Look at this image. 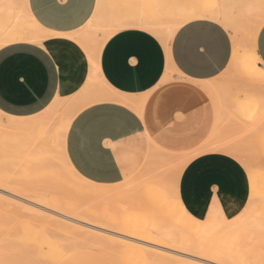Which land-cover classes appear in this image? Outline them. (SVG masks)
Listing matches in <instances>:
<instances>
[{
  "label": "crops",
  "instance_id": "obj_1",
  "mask_svg": "<svg viewBox=\"0 0 264 264\" xmlns=\"http://www.w3.org/2000/svg\"><path fill=\"white\" fill-rule=\"evenodd\" d=\"M96 5L97 0H26L34 21L52 34L47 31L45 46L19 40L0 47V112L20 118L38 114L58 95L74 96L90 72L114 91L142 100L138 112L118 101L92 102L77 112L67 129L65 152L74 169L92 182L109 185L123 182L146 151L155 154L156 145L184 153L203 145L205 127L188 134L192 119L210 106V94L201 83L216 82L225 73L233 41L219 20L200 15L206 6L190 7L186 0L153 4L166 16L165 24L172 19L180 23L164 41L136 25L140 19L136 3L134 19L115 30L90 60V51L79 39ZM232 5L239 7L237 0ZM255 50L258 64L264 66V22ZM217 153L229 158L216 162V191L219 172L225 178L240 175L245 181L236 156ZM177 193L187 206L191 204L186 188L179 187ZM215 193L219 192L212 196Z\"/></svg>",
  "mask_w": 264,
  "mask_h": 264
},
{
  "label": "rangeland",
  "instance_id": "obj_2",
  "mask_svg": "<svg viewBox=\"0 0 264 264\" xmlns=\"http://www.w3.org/2000/svg\"><path fill=\"white\" fill-rule=\"evenodd\" d=\"M157 1L167 2L169 0H105L104 10L105 14L119 16L126 12H132L136 3L145 6V10L148 11L151 5ZM186 4L190 7L206 6L212 8L214 7V0H186ZM240 29H242L240 33L242 39L237 58L218 80L225 89L226 100L232 102V105L230 102L232 107L230 111L233 113L232 117L235 118L233 120L230 117L227 124L224 121L225 125L222 122V128L228 129L225 132L222 131L221 123L216 124L214 98L209 95V108L192 119L194 121L192 126L194 127L188 131V134L195 132L197 128L205 127L202 144L211 139V136L210 142L213 143L204 145L205 151L201 153L198 159L190 161L184 167V171L180 174L181 179L178 178L176 183L173 180H175L179 168L175 166L172 168V163H177V165L179 163L178 166H180L183 158L188 154L170 152L157 145L153 148L155 154L151 155L146 151L123 182L109 185L92 182L80 175L66 158L67 155L64 154L65 135L60 133L43 139L34 147L18 145L12 142L13 139H9L10 141L6 139L7 141L3 145L0 144V174L4 176V180L9 186L36 191L31 195L34 196L37 193L46 200L55 199L57 202L56 211H70V214L73 212V215L80 218L86 217L88 222L108 223L109 225L106 226H110L112 223H120V221L147 225L153 219V221L160 223L163 229L170 231L174 230L171 228L178 231L180 227L185 226L179 232L182 233L185 229L183 233L190 237H195L196 232L193 227L195 225L192 220H186L187 217H184V220L180 218L183 215L178 201H175L181 199L177 193L179 187L187 190V200H191V204L187 206L183 200L181 203L194 218L202 217V213L214 192L229 195L236 202L242 204H250L251 199L249 200V198L254 197L251 203L254 206L257 205L255 208L257 211L254 219H252L255 223L252 231L249 234L244 233L236 245L232 240H229L231 243L225 242L224 247L226 251L233 253L236 251L240 254L247 253L249 254L247 258H251L250 255H253L252 258L256 259L257 264H264V145L260 147L256 141L247 145L244 144L247 140L245 137L248 138V136L242 134L238 129V126H251L255 113L260 112L262 100L256 93L246 89L252 86L250 77L253 78L244 62L249 53L247 41L250 35L243 28ZM228 31L232 35L233 32L230 29ZM262 84L264 85V83ZM97 88L99 92L103 91L101 86L97 85ZM50 111H54L56 114L62 113V109H58L54 105ZM77 111L78 109H74V113ZM1 115L0 120L5 121L6 117ZM215 129L217 132L214 131ZM252 139L253 137H251ZM221 146L222 149H219ZM219 150L228 153L230 151L231 153L235 152V156L239 153V159H237L244 168L245 181L240 175L228 174V177L225 178L226 174L219 172L217 178L220 184L216 191V162L229 158L217 153L220 152ZM239 150L240 152H238ZM227 152L226 154H228ZM157 156L163 157L164 160L161 161H165L166 164L169 162L165 159H168L170 163L172 160V163L167 166ZM257 156L258 158H256ZM261 159L263 160L261 161ZM230 160L232 159L230 158ZM253 161L256 165L253 164ZM172 169L178 170L173 171L175 173H171L169 177ZM217 170L221 171L220 169ZM170 179L171 181L167 183V180ZM149 180H151V184L148 183ZM159 183H162L161 187H158ZM211 184L215 185L214 189L211 188ZM30 191L28 192L30 193ZM251 192L255 194L252 197L249 196ZM67 206H69V210L66 208ZM110 228L112 227L110 226ZM191 229L193 234L190 232ZM101 234L90 228L67 222L58 216L36 211L22 202L0 194V264H176L178 260L181 264L183 261H180V256L176 255L175 251L165 249L163 246H158L160 248L155 249L136 242H128V246H126L127 241L125 240ZM141 249L155 253L150 256L148 254L146 258V255L138 254ZM187 257L190 259L187 264H191V259L195 260H193V264H215L197 257ZM171 259L177 260L171 261ZM217 263L223 264V262Z\"/></svg>",
  "mask_w": 264,
  "mask_h": 264
},
{
  "label": "bare ground",
  "instance_id": "obj_3",
  "mask_svg": "<svg viewBox=\"0 0 264 264\" xmlns=\"http://www.w3.org/2000/svg\"><path fill=\"white\" fill-rule=\"evenodd\" d=\"M104 1L105 0H97V5L94 10V14L92 15L91 19L88 21L86 26L84 27L83 35L79 39V41L81 40V42L83 43L84 47L90 51L89 52L87 50L90 53V54L87 53V55L89 54L88 56H90V60L95 56L97 52H99L104 41L115 30L126 26L127 21L133 20L134 15L138 14L140 16V19H138L139 21H136L137 19L135 20L136 23L138 22L136 25L151 30L153 33L158 35L164 41H167L172 36L174 31L180 24L176 22V20L174 19H172L171 23L165 24L164 19L166 18V16L161 12H159L154 7L153 4L151 5L150 12L145 10L144 8L145 6L139 4L137 8V14L131 12L130 13L126 12L123 15H119V16H115V15L112 16L110 14H105V12L102 13V5L103 7L105 5ZM234 1L235 0H216V1L214 0V7L212 8L206 7V9L200 15L216 18L225 26L226 29H230L231 32H233L231 35L233 41V51L229 65L233 63L234 60L237 58L238 48L241 44L240 41L242 39V37L240 36L242 29L240 28H243L244 30L249 32L250 36H248V41H247V45L249 47L245 45V47H248L247 50H249V53L246 56L244 62L248 68L249 73L252 74L253 78L249 76L250 81L252 82V86L246 89L248 91L258 93L260 96V94H264V85L262 84L264 83L263 82L264 66H260L258 64V60L260 59L255 51V39H256L255 37L260 26L264 22V0H237V3L239 4L238 8H234V6L232 5ZM47 31L48 30L45 31L44 29H42L41 26H39V24L34 21L30 13L26 10V0H0V47L4 44L19 40H26V41L28 40L39 44H44L45 46L46 44L45 35L46 34L49 35V33L52 34V32L48 31L49 33H47ZM48 35L46 37H48ZM90 73L91 74L89 75L87 80L85 79L86 83L80 88V90L74 96L70 95L72 97H64L58 95L47 108H45L42 112L38 114L20 118V117L9 116L6 115L5 113L2 114L0 112V114L6 117L5 121L0 120V144L3 145L4 142L7 141L6 139L8 140L13 139L12 142L18 145L22 144V145H28L30 147H34L37 146L39 143H41L43 139L50 138L55 133L56 134L60 133L61 135L63 134L66 136L69 124L73 119V117L77 114L74 113V109H78V111H80V109L84 108V106L96 101L97 102L104 100L118 101L129 105L137 112L140 110L142 100H136V99L134 100L127 98L126 96L110 88L103 81V79L99 77L97 74H95L94 72H90ZM254 77H256L257 79L255 80ZM97 85L103 88L102 92H99ZM201 86L205 88L207 92L210 94V96L214 98V104L217 110L216 124L218 125L219 123H221L220 126L222 131L224 132L227 131L228 129L224 130L225 127H223L224 128L223 129L222 125L223 124L225 125V122L227 124V122L230 121L229 117L233 114H229L230 113L229 106L231 100L229 99L230 102L226 100L227 97L224 92L225 90L224 87L218 81H216V83L212 81L202 82ZM261 99L263 101L261 103V107L259 110L260 112L255 113L254 115L255 117L251 122L252 123L251 126L248 125L247 126L244 125L241 127L238 126V129H240L242 134L248 136L247 138L244 135V137L247 139L244 142V144L246 145L253 141L259 143L258 146L260 147L264 145V124H263L264 95L261 97ZM53 105L56 106L58 109L61 108L62 113L56 114L54 113V111L53 112L50 111ZM261 123L263 124L262 129L260 128ZM214 131L217 132V129H215ZM214 131L213 133L215 134ZM251 137H253L252 140ZM211 139L207 140V142H205L199 148L192 150L189 153L187 152L188 155L185 154L187 156L186 157L184 156L185 158H183V161L182 163H180V166H178L179 163L177 165V163H172L171 160V163L173 164L172 168L175 167L179 168V170L177 169L178 172L176 173V175L174 174L176 176L175 180H173L175 181V183L177 182L181 172L184 171L183 170L185 169L184 167H186V165L190 161H192L193 158H195L196 156L200 155L203 151H205L204 145L213 143L210 142ZM229 146L231 148V145ZM219 149H222V146ZM220 152H224V151H220ZM238 152H240V150ZM261 152L263 153V151ZM229 153H231V151ZM234 153L231 154L235 156ZM64 154L66 155V152H64ZM236 156H237L236 158L239 159L238 157L239 153ZM157 157L159 159L161 158L160 161L163 159V157H159V156ZM256 158H258V156ZM179 159L182 160L181 158ZM165 160H167L169 164H171L168 159ZM174 160L177 161L176 159ZM262 160L263 159H261V161ZM162 163L166 164L165 161H163ZM169 164L167 163L166 165L168 166ZM253 164L256 165L254 161ZM249 166L250 164L248 165V167ZM175 170L172 169V171L169 173L168 176L170 177L171 173H175L173 172ZM156 180L155 183H157ZM159 181L161 182V180ZM170 181L171 179L167 180V183ZM152 182L154 183L153 179ZM148 183L151 184V180H149ZM161 184L158 185V187H161L162 186ZM28 191L30 190L22 189L20 187L9 186L7 182L4 180V176L0 174L1 195L22 202L27 206H29L30 208L35 209L36 211L52 214L62 218L63 220H66L67 222L78 224L86 228H90L91 230H94L97 233H102L101 235L105 234L108 236H114L122 240H125L127 241L125 243L126 246H128V242H136V243L144 244L145 246H149L150 248H155V249L156 248L159 249L160 247L158 246H163L165 249H169L173 252L175 251L176 255L180 256V261L183 260L181 264L189 263L190 259L187 256L197 257L198 259H203L215 264L217 262H223V264L224 263L225 264H257L256 259L252 258L253 255H250L251 258H247L249 255L247 253L240 254L237 251L233 253L231 251H226L224 247V243L229 240H232V242H234V244L236 245L240 237H243L242 235L244 233L249 234V232L252 231L255 224L252 219H254L255 213L257 211L255 209L257 205L254 206V204L251 203L252 198H254L252 196L255 195L254 192H251V194L249 193L250 194L249 196L252 197L249 198V200L251 199L250 204L247 203L242 204L240 202L238 203L234 199H232L231 196L229 195L215 193L210 198L204 212L202 213V217L200 218H194L190 213H188L184 205L181 203V199L175 200L178 201V204L180 205L181 214L183 215L182 217L180 216V218L184 220V217H187L186 220L187 219H190V221L192 220L194 222V225L196 226V227L193 226L196 232L195 237L191 235V233L193 232L192 229H191L192 231L190 230L191 232L190 235L192 237H190L187 234L183 233L185 229L183 230L182 233L179 232L181 231L180 229H182L183 227L185 228V226H183L182 228L180 227L178 231H176L175 228H171V230L174 229L175 231L174 230L170 231L163 229L160 223H158L157 221H153V219L152 221L150 220L147 225L137 224V222L127 223L120 221V223L117 222L110 224L112 228H110V226H106L109 225L108 223L88 222L85 219L86 217L80 218L78 216L73 215L72 214L73 212H71L70 214V211H68L69 206L66 207L68 209L67 210L68 212L56 211L55 208L57 207V202H55L56 201L55 199L46 200V198H44L42 195L37 193H35L34 196H32L31 193H34L36 191L31 190L30 193ZM175 192H176V188H175ZM249 200L247 201L249 202ZM259 205L262 206L261 204ZM229 243L231 242L229 241ZM154 253L155 252L153 251L143 250V249H141V251L138 252V254L140 255L143 256L146 255V258L148 254L150 256L151 254L153 255ZM245 255L247 256L245 257ZM178 256H176L177 259ZM184 257H187L186 259L188 261ZM197 258H195L196 261ZM177 259H173V260L171 259V261ZM184 260H186V262H184ZM193 260L191 259L192 261V262L190 261L191 264L194 263L195 260L194 261ZM145 262L147 261L145 260ZM177 263L180 264L179 260Z\"/></svg>",
  "mask_w": 264,
  "mask_h": 264
}]
</instances>
